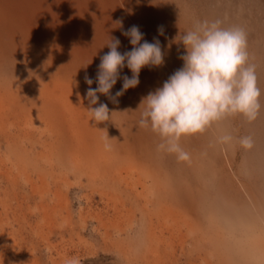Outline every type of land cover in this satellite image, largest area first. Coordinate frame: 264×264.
Masks as SVG:
<instances>
[{
    "label": "rangeland",
    "instance_id": "374dc122",
    "mask_svg": "<svg viewBox=\"0 0 264 264\" xmlns=\"http://www.w3.org/2000/svg\"><path fill=\"white\" fill-rule=\"evenodd\" d=\"M211 20L245 30L262 107L182 136L181 158L139 126L140 103L183 66L181 34ZM133 25L164 64L118 103L98 93L112 113L96 124L85 74L110 37L131 50ZM70 260L264 264V0H0V264Z\"/></svg>",
    "mask_w": 264,
    "mask_h": 264
},
{
    "label": "clouds",
    "instance_id": "9594fccd",
    "mask_svg": "<svg viewBox=\"0 0 264 264\" xmlns=\"http://www.w3.org/2000/svg\"><path fill=\"white\" fill-rule=\"evenodd\" d=\"M158 32L163 34V28H158ZM122 34L129 38L131 50L121 53L119 38L110 37L104 45L109 51L100 56L95 80L87 73L84 77L89 85L85 96L89 116L96 124L109 121L112 113L107 104L98 103V93L118 103V97L138 86L142 68L164 64L158 39L144 40V33L136 25ZM178 42L185 49L179 57L183 66L161 87L142 98L138 124L142 128L150 127L160 137V149L178 153L183 158L179 145L182 136L203 132L229 116L241 115L249 122L254 121L262 106L255 65L248 63L247 34L242 27H225L219 20L201 21L181 34ZM125 67L131 71V77H121ZM118 79L123 80L122 88L113 95L111 89ZM94 82L96 88L91 87ZM241 143L250 146L248 138H243ZM67 264H78V261L70 260Z\"/></svg>",
    "mask_w": 264,
    "mask_h": 264
},
{
    "label": "bare ground",
    "instance_id": "6f19581e",
    "mask_svg": "<svg viewBox=\"0 0 264 264\" xmlns=\"http://www.w3.org/2000/svg\"><path fill=\"white\" fill-rule=\"evenodd\" d=\"M212 21V20H211ZM248 211V210H247ZM256 212V211H255ZM252 213V212H251Z\"/></svg>",
    "mask_w": 264,
    "mask_h": 264
}]
</instances>
